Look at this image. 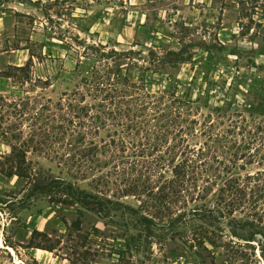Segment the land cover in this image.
Segmentation results:
<instances>
[{"label":"trees","instance_id":"obj_1","mask_svg":"<svg viewBox=\"0 0 264 264\" xmlns=\"http://www.w3.org/2000/svg\"><path fill=\"white\" fill-rule=\"evenodd\" d=\"M75 45L74 66L62 78L31 77L32 53L1 75L42 93L0 96V135L10 147L0 173L26 178L104 224L140 226L159 241L193 232L199 245L231 252L229 260L236 259L237 247L257 246L264 261V122L211 106L200 93L179 94L171 86L149 91L146 71L161 74L165 58L178 60L180 50L85 40ZM28 151L54 153L71 179L27 172ZM81 225L80 218L71 223ZM28 243L53 251L59 240L33 229Z\"/></svg>","mask_w":264,"mask_h":264},{"label":"rangeland","instance_id":"obj_2","mask_svg":"<svg viewBox=\"0 0 264 264\" xmlns=\"http://www.w3.org/2000/svg\"><path fill=\"white\" fill-rule=\"evenodd\" d=\"M133 2L139 9L159 8L162 15L167 9L170 17L158 23V36L146 40V31L139 29L134 41L146 40L162 53L180 50L178 60L165 58L158 68L161 74L146 71L149 91L171 86L179 94L200 93L211 106L238 109L247 121L264 122V0ZM123 4V0H0V96L17 100L42 93L29 83L19 85L1 76L9 66L23 64L29 53L34 54L31 77L62 78L74 66L76 40L114 43L125 14ZM95 15L101 20H94ZM125 32L127 42L117 48L130 45L132 31ZM194 45L198 49L190 48ZM182 57L188 60L181 62ZM44 92L49 95V88ZM29 122L23 121V137ZM9 151L0 135V161ZM25 160L27 172L71 179L54 153L28 151ZM77 184L87 186L85 180ZM123 201L136 204L132 197ZM77 218L82 221L79 228L71 226ZM120 223L104 224L78 205L56 201L48 190H36L26 178L0 173V264H264L255 245L234 249L236 259L230 262L231 252L199 245L193 232H186L183 239L177 235L159 241L140 226L126 228ZM33 229L59 244L53 251L29 247Z\"/></svg>","mask_w":264,"mask_h":264},{"label":"crops","instance_id":"obj_3","mask_svg":"<svg viewBox=\"0 0 264 264\" xmlns=\"http://www.w3.org/2000/svg\"><path fill=\"white\" fill-rule=\"evenodd\" d=\"M123 9H125V14H123V21L121 22V25L117 28L116 35L117 38L114 39V42L119 44V46H123V42H127L126 40V32L125 31H132L131 34V42L132 43H138L141 46H147L151 47L150 44L148 45L147 41L149 39V36H155L159 35L160 33V27L158 23H160L163 19L169 17V12H167V9H164V14L162 15L160 13L159 8L156 7H146L144 9H139L136 7L134 0H123ZM126 3V4H125ZM155 9V10H154ZM170 18V17H169ZM94 20L97 22L101 20L100 15H95ZM187 23V22H185ZM95 24V21L93 22ZM189 25H192L193 22L187 23ZM159 28V29H158ZM139 29H142L143 31H146V40L144 41V44L139 43L137 41H134L135 35ZM235 34V32H232ZM156 37V36H155ZM160 40H158L159 42ZM136 47H139L138 45ZM190 48H197L198 46L194 45Z\"/></svg>","mask_w":264,"mask_h":264},{"label":"bare ground","instance_id":"obj_4","mask_svg":"<svg viewBox=\"0 0 264 264\" xmlns=\"http://www.w3.org/2000/svg\"><path fill=\"white\" fill-rule=\"evenodd\" d=\"M8 248H9V247H8ZM9 249L11 250V248H9ZM9 249H8V250H9Z\"/></svg>","mask_w":264,"mask_h":264}]
</instances>
